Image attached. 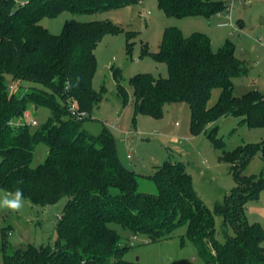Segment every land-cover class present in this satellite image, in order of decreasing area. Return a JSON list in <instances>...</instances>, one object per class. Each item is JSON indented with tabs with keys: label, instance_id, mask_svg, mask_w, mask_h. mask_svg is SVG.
Listing matches in <instances>:
<instances>
[{
	"label": "trees",
	"instance_id": "1",
	"mask_svg": "<svg viewBox=\"0 0 264 264\" xmlns=\"http://www.w3.org/2000/svg\"><path fill=\"white\" fill-rule=\"evenodd\" d=\"M22 1L0 0V189L11 193L19 188L25 199L41 206L67 200L57 217L53 246L27 243L13 248L5 239L8 231L2 230V263L140 264L123 258L129 246L111 227L117 224L148 241L169 238L177 227L185 226L181 242L187 239L195 245L201 264H264V227L248 222L245 214L247 202L264 190V175L241 173L255 153L264 152V141L221 151L219 159L230 164L236 185L210 210L181 162L164 161L149 176L156 193L139 191L137 174L120 161L116 139L107 127L97 134L82 127L104 90L92 87L94 48L105 33L120 29L109 20L71 18L54 34L39 21L63 11L84 14L140 0ZM156 1L166 15L176 17H209L224 7L216 0ZM150 54L166 64L168 75L130 77L135 115L159 118L165 103L185 101L190 132H206L221 147L223 142L214 137L216 127L208 129L221 116H241L240 122L248 127H264V93L233 94V78L243 71V63L232 44L214 51L205 35L183 36L178 29L166 28L158 50ZM7 74L45 89L31 86L17 94L6 83ZM119 74L113 69L125 104L128 96ZM214 88H219V95L208 106ZM71 103L85 115L72 116ZM29 104L49 110L46 120L34 128L16 120ZM37 143H43L47 152L32 167ZM215 215L222 218L224 241L215 236ZM227 225L232 234L224 230Z\"/></svg>",
	"mask_w": 264,
	"mask_h": 264
},
{
	"label": "rangeland",
	"instance_id": "2",
	"mask_svg": "<svg viewBox=\"0 0 264 264\" xmlns=\"http://www.w3.org/2000/svg\"><path fill=\"white\" fill-rule=\"evenodd\" d=\"M216 1L222 2L224 7L209 17L169 16L158 7L156 0H140L91 13L63 11L56 17L45 16L39 21L54 34L59 33L64 21L71 18L109 20L119 27L117 33H105L94 48L96 69L92 87L96 91L101 87L104 90L100 102L92 109L91 117L83 121L82 127L92 134L107 127L116 139L120 161L137 174L139 191L156 193V184L149 176L164 161L181 162L191 176L194 191L210 210L236 185L230 164L219 159L221 151L264 141V127H248L240 122L241 116H221L208 125V129L216 127L214 137L223 142L222 147L217 146L206 132H190V109L185 101L165 103L159 118L135 115L128 81L139 73H150L154 77L168 75L166 64L156 60L150 52L158 50L166 28H175L183 36L193 33L207 36L214 51L227 43L232 44L234 55L243 63V71L233 78V94L238 96L251 90L264 93V0ZM113 69H119V83L127 91L125 104L116 89ZM5 80L10 90L17 94L31 86L45 89L42 84L17 81L8 74ZM218 95L219 88H214L207 105L214 104ZM25 112L38 124L49 115L48 108L39 106L36 109L33 104H29ZM22 118L27 121L25 115ZM22 118L17 117V122H22ZM46 152L47 147L37 143L30 165L34 167L41 163ZM241 173L264 175V152L255 153ZM5 193L8 192L0 189V198ZM66 200L67 197H63L55 204L41 206L24 198V207L18 213L0 209V243L3 240L1 231L5 230L8 231L5 239L13 248L27 243L53 246L57 238V217ZM245 211L248 222H258L264 227V190L256 200L247 202ZM111 227L121 235L122 244L129 246L123 254L125 260L140 264H201L195 245L187 239L181 242L185 226L177 227L169 238L158 241H148L142 234H131L117 224H111ZM215 229L216 238L224 241L221 216L215 215ZM224 230L227 234L233 233L230 225ZM0 264H3L1 248Z\"/></svg>",
	"mask_w": 264,
	"mask_h": 264
},
{
	"label": "clouds",
	"instance_id": "3",
	"mask_svg": "<svg viewBox=\"0 0 264 264\" xmlns=\"http://www.w3.org/2000/svg\"><path fill=\"white\" fill-rule=\"evenodd\" d=\"M24 207L23 191L19 188L15 192L5 193L0 198V209H6L10 212L18 213Z\"/></svg>",
	"mask_w": 264,
	"mask_h": 264
},
{
	"label": "built area",
	"instance_id": "4",
	"mask_svg": "<svg viewBox=\"0 0 264 264\" xmlns=\"http://www.w3.org/2000/svg\"><path fill=\"white\" fill-rule=\"evenodd\" d=\"M18 2H23L22 0H16ZM68 111L72 116H78L83 117L85 115L84 111H80L76 108V105L74 103H71L68 107ZM25 117L27 118V121L23 119L22 123L29 124V125H37L38 121L34 118H31L27 112H24ZM23 115V116H24Z\"/></svg>",
	"mask_w": 264,
	"mask_h": 264
},
{
	"label": "water",
	"instance_id": "5",
	"mask_svg": "<svg viewBox=\"0 0 264 264\" xmlns=\"http://www.w3.org/2000/svg\"><path fill=\"white\" fill-rule=\"evenodd\" d=\"M35 108L37 109V106H35Z\"/></svg>",
	"mask_w": 264,
	"mask_h": 264
}]
</instances>
